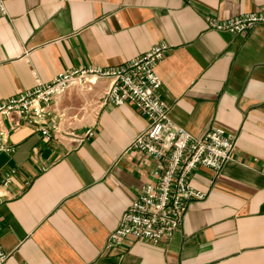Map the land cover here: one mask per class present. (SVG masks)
<instances>
[{
	"label": "crops",
	"instance_id": "crops-1",
	"mask_svg": "<svg viewBox=\"0 0 264 264\" xmlns=\"http://www.w3.org/2000/svg\"><path fill=\"white\" fill-rule=\"evenodd\" d=\"M4 2L0 103L64 71L118 67L165 42L156 73L171 119L195 137L217 127L236 137L234 161L194 172L192 185L206 196L189 203L172 240L126 239L107 251L109 234L154 179L150 158L126 152L146 117L129 103L102 104L108 81L73 88L51 105V141L16 114L0 115L15 147L0 154L4 264H264V25L233 35L207 24L264 0Z\"/></svg>",
	"mask_w": 264,
	"mask_h": 264
},
{
	"label": "built area",
	"instance_id": "built-area-1",
	"mask_svg": "<svg viewBox=\"0 0 264 264\" xmlns=\"http://www.w3.org/2000/svg\"><path fill=\"white\" fill-rule=\"evenodd\" d=\"M0 13H6L0 0ZM209 29L233 35H246L264 25V6L229 19L210 18ZM170 50L165 42L151 47L146 53L114 68L78 67L56 75L52 81L37 85L33 90L0 103V115L16 114L25 123L37 128L45 141L56 138L58 127L48 124L51 105L69 90H91L99 81H108L102 104L134 106L148 120V126L130 142L126 152H139L154 165L153 181L145 183L122 215L116 229L107 239L105 250L119 249L126 239L154 245L168 243L183 222L192 201L205 198L206 192L192 185V177L199 167L216 172L234 161L236 137L217 127L203 137H195L177 125L170 117L171 106L160 96L162 81L156 73L158 64ZM87 136L93 135L87 132ZM85 135V136H86ZM78 137V142L84 141ZM11 155L15 147L9 143L8 133L0 129V154ZM13 172L6 175L2 187L12 182ZM0 191V206L4 201ZM9 258L0 245V264Z\"/></svg>",
	"mask_w": 264,
	"mask_h": 264
}]
</instances>
